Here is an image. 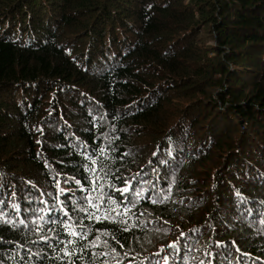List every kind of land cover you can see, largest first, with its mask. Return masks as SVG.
I'll return each mask as SVG.
<instances>
[{"label": "trees", "instance_id": "1", "mask_svg": "<svg viewBox=\"0 0 264 264\" xmlns=\"http://www.w3.org/2000/svg\"><path fill=\"white\" fill-rule=\"evenodd\" d=\"M0 264H264V0H0Z\"/></svg>", "mask_w": 264, "mask_h": 264}, {"label": "rangeland", "instance_id": "2", "mask_svg": "<svg viewBox=\"0 0 264 264\" xmlns=\"http://www.w3.org/2000/svg\"><path fill=\"white\" fill-rule=\"evenodd\" d=\"M197 173H201V175L199 176L200 178L204 177L205 171H203V169H201V171L197 172ZM147 220V219H145ZM146 235V240H148L147 242V248H155L158 244H160V242L165 239V236L161 233H158L156 231V229H151L149 230V233L145 234ZM172 236H174V234H172ZM150 250V249H149Z\"/></svg>", "mask_w": 264, "mask_h": 264}, {"label": "snow or ice", "instance_id": "3", "mask_svg": "<svg viewBox=\"0 0 264 264\" xmlns=\"http://www.w3.org/2000/svg\"><path fill=\"white\" fill-rule=\"evenodd\" d=\"M123 191H127V188L123 189ZM96 219H99V217H96ZM65 230L67 231L68 229L66 228ZM71 235L76 236L77 233L76 232H72ZM69 243H71V241H69ZM65 255L66 256H70L71 253L65 252Z\"/></svg>", "mask_w": 264, "mask_h": 264}]
</instances>
